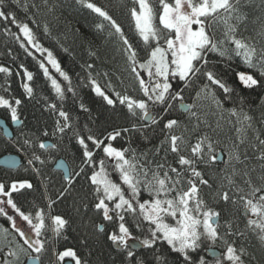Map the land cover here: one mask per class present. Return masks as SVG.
Returning <instances> with one entry per match:
<instances>
[{
    "label": "snow or ice",
    "instance_id": "6c2138e0",
    "mask_svg": "<svg viewBox=\"0 0 264 264\" xmlns=\"http://www.w3.org/2000/svg\"><path fill=\"white\" fill-rule=\"evenodd\" d=\"M44 2L47 4V0ZM74 3L101 18L102 22L95 25L98 31L103 32V21L107 22L108 35L119 39L126 70L141 97L116 91L111 81L102 87L90 71L94 68L91 63L82 66L87 75L77 77L74 83L73 76L30 26L37 21L28 13L37 5H29L27 0H0V32L14 40L23 55L35 62L37 72L42 73L50 86V95L38 94L37 73L23 62L16 64L18 56L8 47L5 55L11 58V63H0V109L8 113L12 124H23L21 108L26 100L34 102L41 114L53 119L51 133L45 127L42 136H59L61 142L67 137L78 146L80 153V164L76 168L63 161L58 165L63 169L66 184L57 200L66 197L78 178L87 181L93 210L102 216L103 222L112 225L111 230H107L103 222L95 225V243H99V235L103 234L120 256L119 264H253L257 257L243 245H237L245 233L234 228L231 221L226 220L222 226L221 210L210 206L201 195V186L212 189V184L204 178L198 165L216 162L214 145L218 141L200 132L202 125L209 129L212 126L202 120L196 110L197 103H185V91L195 86L196 101L214 105L221 113L220 120L224 119V113L236 117V123L241 125L236 129L238 133H246L252 127V117L242 107L239 111L236 107H224L233 97H238L241 104L243 99L225 79L219 65L234 71L243 89L264 90V44L258 46L256 38L240 35L242 26L249 20L245 10L254 6L264 10V0L258 5H254L253 0H130L132 6L128 12L135 34L144 46L143 57L105 8L93 0H74ZM13 5L24 11V19L18 18ZM257 20L258 34H264V17ZM43 34L50 35L47 24L43 26ZM89 55L96 53L90 51ZM237 58L245 70L233 69ZM107 75L104 73L105 77ZM13 76L20 81L22 94L19 97L12 89L10 78ZM84 88L101 98L104 110L111 113L110 120L127 123L112 126L111 130H94L90 125L100 118L93 116L92 109L81 98ZM261 100L264 101V97ZM69 101L77 105L79 112L87 114L88 123L81 125L79 116H74L68 107ZM180 109L187 114L188 123L178 135L175 130L181 127V120L173 113ZM166 116L169 118L165 119ZM220 120L213 131L220 130ZM157 128L163 135L158 145L144 150L133 146V136L150 143L148 132H155ZM4 132L7 134V128ZM197 132L200 134L192 144ZM254 138L258 144L252 147L259 152L256 159L261 162L257 180L252 176L256 168H247L248 156L239 151L246 137H238L239 143L234 144L226 161L230 169L214 190V198L225 206L239 204L243 211L256 217L247 219V227L258 239L264 257V139L258 131ZM118 140L126 141V146H115ZM24 145L45 151L59 149V144L46 143L39 137L36 141L25 139ZM169 153L174 155V162H169ZM37 162L43 166L46 160L34 150L25 171L30 168L35 176L43 179ZM4 163L10 169L18 167L16 159H6ZM240 164H244V168H238ZM114 174L118 179H113ZM28 190H35V185L27 178L0 182V217L10 225V228L0 225V235L7 241L0 247V264H25V261L43 264L42 257L49 252V245L63 237L69 224L62 215L46 214L44 207L23 210L14 194L23 195ZM48 199L50 203L46 207L51 209L56 200ZM83 207L87 212L88 204ZM218 241L223 243V251L214 250ZM80 244L90 248L87 255L91 257L95 244L88 236L82 238ZM203 251L210 252L212 259L203 255ZM52 254L55 260L51 264H117L114 257L110 262L99 256L95 261L82 258L70 247L63 251L52 249ZM66 258L70 259L66 262Z\"/></svg>",
    "mask_w": 264,
    "mask_h": 264
},
{
    "label": "trees",
    "instance_id": "16d2710c",
    "mask_svg": "<svg viewBox=\"0 0 264 264\" xmlns=\"http://www.w3.org/2000/svg\"><path fill=\"white\" fill-rule=\"evenodd\" d=\"M98 6L105 8L114 19L122 26L125 34L128 36L134 47L139 50L141 57L144 56L143 44L139 41L135 34L133 23L130 19L128 9L132 6L130 0H93ZM29 5L35 4L36 8H30L28 15H34L37 24H32L34 31H36L40 41L45 47H48L54 52L56 57L60 60L62 67L73 76V82H77V77H84L87 72L82 69L83 65L91 63L94 68L90 70L92 75L98 79L101 86L104 87L109 81L116 91H120L122 94L127 93L134 97L140 98L141 93L138 90L134 79L129 75L127 64L123 53L120 51V41L116 37H110L108 32L110 30L106 21L105 29L103 32L98 31L95 28L97 23L102 22L96 14L91 10L84 8L80 5H76L74 0H47L45 4L44 0H27ZM260 0H253L254 5H258ZM51 8L52 11L48 9ZM12 10L17 13L19 19L25 18V13L21 8H17L13 5ZM249 15L247 24L242 26L240 35L248 37L252 36L256 38L259 44H264V34L259 33V21L257 17H264V10L258 7H252L245 10ZM47 24L49 27L50 35L43 34V26ZM39 25V27H37ZM246 29V30H245ZM13 31L16 29L13 27ZM12 48L15 54L18 56L16 64L21 62L29 68V70L37 73L35 79V87L38 94L50 95V86L45 81L42 73L37 72V66L35 62L30 58L23 55L22 50L18 48V45L14 40L6 37L0 32V63L10 64L11 58L5 55L6 48ZM68 49L67 52L64 49ZM95 52V56H90L89 52ZM39 55V54H37ZM15 67V65H13ZM223 71L225 79L236 89L239 97H242L243 103H240L238 97H233L230 102H225V108L236 107L237 110L242 107L243 111L252 117V127L248 128L246 133L236 131L241 127L236 123V117H229L227 113H224V119L220 120L221 113L215 109L214 105H210L207 101H196L195 90L196 87L189 88L185 91L186 103H197V111L201 113L202 120H207L208 124L212 126L211 129L202 125L200 132H206L212 136L214 141H218L214 145V154L218 156L220 152L223 154V161L211 163L209 165H198V169L204 174V178L208 179L212 184V189L205 186H201V195L206 199L210 206L221 210V225L227 221H231L234 228L245 233L243 238L238 239L237 245H243L248 251L257 257V260L253 264H264V257H262L260 244L255 234L247 227V218L240 205H228L225 206L222 203H218L214 198V190L221 184V178L225 174L226 170L230 169V165L226 164L229 154L233 152L234 144H238V137H246L245 143L240 145L239 151L241 154L246 153L248 160L245 161L247 168H256V172L252 173L253 179L257 180L260 175V161L256 159L259 155L257 149L253 148V144H258L255 140V135L258 131L261 139H264V101L261 97H264V90H245L242 85L239 84L234 76V71L225 69L221 64L219 65ZM245 70L244 66L237 58L233 63V69ZM107 73V77L104 76ZM55 74V73H54ZM2 75V74H0ZM57 75V74H55ZM12 81V89L16 96H21L22 89L19 87V78L13 76L10 78ZM81 98L86 105L92 109L93 116H99V121L96 124L90 125L96 131H102L107 128L111 130L112 126L124 125L127 122L117 119H109L110 112H106L103 107L101 98L96 97L89 89L84 88L80 92ZM68 107L71 109L74 116L78 115L81 125L88 123L87 114L79 112L77 105L68 102ZM173 115L181 120V127L177 128L176 134H180L185 124H187L186 116L183 110L174 112ZM0 117L4 118L9 124H12L8 113L0 109ZM169 117H165L168 119ZM21 119L23 124L18 127H13L14 137L11 141L7 140L0 130V157L12 153L18 152L22 155L23 167L17 169H7L0 166V182H9L14 179L27 178L35 185V190H28L23 195L14 194L17 202L22 206L23 210H31L33 207H44L46 214L62 215L69 220V224L64 230L63 237L58 242L53 241L49 245V252L45 253L42 257L43 264H51L55 260L52 254V249L60 251L66 248H73L77 251L78 255L82 258H86L95 261L97 257L103 261H111L113 257L119 264L120 256L113 251V246L110 242L106 241L103 234L99 235V243H95L97 235L94 231L95 225L102 223V216L95 213L92 208L93 197L91 195V189L88 187V183L83 178H78L74 183L72 190L66 194L65 198L57 200L59 192L65 187L66 182L63 179V173L54 169V164L57 159L65 158L70 167L76 168L80 164L78 146L73 141H70L67 137L61 142L59 136L43 137L42 130L47 127L49 132L52 131L53 119L47 114H41V109L34 102L25 101L21 108ZM220 120L221 128L218 131H213L216 128L217 121ZM231 120V123L228 121ZM246 126V125H245ZM191 127V125H189ZM200 132L194 134L192 138V144L195 143V136ZM148 135L151 137L150 143H145L142 138L133 136V146L139 150L154 148L163 139V135L160 133L159 128L155 132L149 131ZM37 137L41 140L59 144L58 150H40L38 147L33 149L24 145V140L29 139L36 141ZM115 146H126V141L118 140L114 142ZM191 146V145H190ZM42 155V158L46 160L45 165L41 166L37 162L36 166L42 168L43 179L35 176L29 168L25 171L27 166V160L31 157L33 151ZM190 155V153H185ZM164 153L161 152V156ZM159 160L160 157H157ZM174 155L169 153V162H174ZM207 159V157H206ZM243 159V155L241 156ZM244 164L237 165L238 168H244ZM113 179H118L116 175H113ZM238 179V178H237ZM239 182V179H238ZM56 200V203L51 209L46 206L50 203V200ZM146 198V196L144 197ZM88 204V210L85 212L83 205ZM79 209V211L77 210ZM50 223V222H49ZM106 229L111 230L112 225L107 222ZM134 234L135 233V230ZM223 232V227L221 228ZM51 236L52 233L49 232ZM85 236H88L90 242L95 244L93 255L89 257L87 253L90 248L82 247L80 241ZM217 248L223 251V243L217 242ZM139 252V251H138ZM102 253V255H101ZM207 258H210L206 251L202 252ZM2 256V254L0 255Z\"/></svg>",
    "mask_w": 264,
    "mask_h": 264
},
{
    "label": "water",
    "instance_id": "95a60500",
    "mask_svg": "<svg viewBox=\"0 0 264 264\" xmlns=\"http://www.w3.org/2000/svg\"><path fill=\"white\" fill-rule=\"evenodd\" d=\"M186 103V102H185ZM183 110V109H182ZM20 124H12V125H10L4 118H1L0 117V130H2V134H3V136L7 139V140H9V141H11L12 139H13V137H14V133H13V127H18ZM5 128H7V134L4 132V129ZM46 143H52L50 140H48V141H45ZM16 159L17 160V162H18V167L17 168H19L20 166L19 165H21L22 163H23V159H22V155L20 154V153H18V152H12V153H8V154H5V155H3V156H1L0 157V166L1 167H4V168H7V169H10L5 163H4V161L6 160V159ZM61 161H63L64 163H66L69 167H70V165H69V163H68V161L65 159V158H59V159H57L56 160V162H55V164H54V169L56 170V171H60V172H62L63 173V175H64V172H63V169H61L58 165H59V163L61 162ZM217 161L218 162H222L223 161V154H222V152H220L219 154H218V156H217ZM16 168V169H17ZM244 214H245V216H246V218L247 219H249V218H251V219H256V217H254V216H251V214L250 213H248V212H245L244 211ZM214 250H217V251H221L219 248H216V249H214ZM139 251V250H138ZM206 253H207V255L210 257V258H212L211 257V253L210 252H208V251H206ZM70 258H68V259H66V262L69 260ZM25 264H31V262L30 261H25ZM72 264H74V262H72Z\"/></svg>",
    "mask_w": 264,
    "mask_h": 264
},
{
    "label": "rangeland",
    "instance_id": "374dc122",
    "mask_svg": "<svg viewBox=\"0 0 264 264\" xmlns=\"http://www.w3.org/2000/svg\"><path fill=\"white\" fill-rule=\"evenodd\" d=\"M54 74V73H53ZM55 75V74H54ZM58 75V74H57ZM5 223V221H3L2 219H0V225H3L4 227H8V228H10V225L8 224V225H6V223ZM9 223V222H8ZM11 237H9V239H10ZM7 243V241L6 240H4L3 239V237H2V235H0V247H4V245ZM2 253H0V255H1ZM21 259L23 260L24 259V257H21ZM66 259H68V258H66Z\"/></svg>",
    "mask_w": 264,
    "mask_h": 264
},
{
    "label": "flooded vegetation",
    "instance_id": "af4514ba",
    "mask_svg": "<svg viewBox=\"0 0 264 264\" xmlns=\"http://www.w3.org/2000/svg\"><path fill=\"white\" fill-rule=\"evenodd\" d=\"M0 219H2L3 221H5V223H6V225H8L9 223H8V221L5 219V218H3V217H0ZM4 223V224H5ZM21 224H22V226H23V222H20Z\"/></svg>",
    "mask_w": 264,
    "mask_h": 264
}]
</instances>
